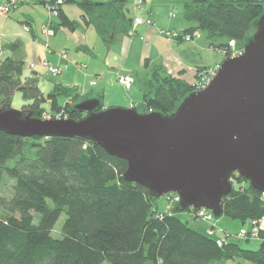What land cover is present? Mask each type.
<instances>
[{
  "label": "trees",
  "instance_id": "1",
  "mask_svg": "<svg viewBox=\"0 0 264 264\" xmlns=\"http://www.w3.org/2000/svg\"><path fill=\"white\" fill-rule=\"evenodd\" d=\"M127 4L128 0L78 3L87 23L107 44L114 43L117 34L131 31ZM184 10V18L194 26L183 34L206 32L212 46L235 41L245 49L256 21L264 15V0H192ZM59 17L61 25L75 26L61 8ZM206 69L198 70L193 84L162 67L153 69L136 108L173 114L187 96L200 92V75ZM16 91L29 102L23 110L32 117L61 115L81 121L88 116L74 109L88 98L62 86L45 95L40 75L36 71L24 75V62L7 57L0 64V109L12 107ZM45 103H50L49 113L42 108ZM127 168L126 161L92 141L23 138L0 131V193L8 181L12 183L11 197H0L6 214L0 216V264H264L263 230L258 236L262 248L253 251L193 229L180 214L187 211L197 218V209L184 210L173 202L168 211L159 212L154 208L158 199L148 189L125 180ZM231 179L233 189L222 199V216L243 224L260 222L264 194L238 173ZM175 195L163 198L169 202ZM63 216L61 236L54 237Z\"/></svg>",
  "mask_w": 264,
  "mask_h": 264
},
{
  "label": "water",
  "instance_id": "2",
  "mask_svg": "<svg viewBox=\"0 0 264 264\" xmlns=\"http://www.w3.org/2000/svg\"><path fill=\"white\" fill-rule=\"evenodd\" d=\"M100 107L98 98L76 104L88 116L74 121L35 118L8 106L0 109V131L92 141L127 162L126 181L157 199L177 194L184 210L221 217L234 173L264 194V15L244 55L226 58L210 85L187 96L173 114Z\"/></svg>",
  "mask_w": 264,
  "mask_h": 264
},
{
  "label": "crops",
  "instance_id": "3",
  "mask_svg": "<svg viewBox=\"0 0 264 264\" xmlns=\"http://www.w3.org/2000/svg\"><path fill=\"white\" fill-rule=\"evenodd\" d=\"M4 1L6 0H0V2ZM92 1L99 3L110 0ZM186 3L189 2L181 3L183 24L164 26L169 28V31L184 32L194 26L193 23L184 18V5ZM75 4H65L61 7L63 13L75 22L73 28L67 27L72 29L71 34L66 32L67 38L68 40L71 39L79 51L83 52L82 55L77 53L73 58L70 49L68 47L61 48L63 43L56 37L60 28H66V26L61 25L59 15L57 17L51 16L49 20L42 19L39 21L35 14L27 11V8L35 11L34 8L42 7V5L23 4L14 9L9 18H3L9 23H15L13 20L15 16L17 14L21 15V19L18 21L28 29L27 32L32 36V59L27 72L24 67V75H28L30 71H36L40 75V87L45 95L52 92L57 86H62L75 90L77 94L84 98L99 99L102 97L104 109L114 107L135 108L143 101L142 87L153 69L162 67L169 74L193 84L200 68L212 67L220 63L216 57L217 61L214 63L209 61L212 54L207 55V52H216L211 47L212 41L209 36L205 42H202V47L193 45L188 48L181 46L180 43L194 44L195 42L188 43L182 40L170 42L160 36L157 32V24L160 21L155 12V5H158L156 0H128L125 17L131 23V31L117 34L116 40L112 44H107L101 39L96 27L87 23L82 8L78 4L79 10L71 6ZM173 7V4L169 6L170 9H173ZM129 12H132L135 18L142 17L150 20L152 25H137L132 20L133 18L129 17ZM75 14L80 16L84 23L86 28L83 30L79 29L80 25L74 17ZM47 25H50L54 30V36L48 37L43 32V28ZM78 30L80 31L77 32ZM201 33L203 36V32ZM43 34L48 38L46 43L48 49L45 47L46 59L62 69L61 74L56 76L57 80L45 79L41 74L43 69L48 71L43 66L46 59L41 60L42 56L39 53L40 44L44 42L40 38ZM88 36H90V41H88ZM16 44L15 47L9 46V49L14 50V55L9 57L22 60L24 66H26L21 57L24 54L23 57L29 60V46L22 39H18ZM19 49L20 55L17 53ZM32 64H34V68H31ZM119 75L132 76L134 83L131 89L127 90L119 85L117 80ZM93 82H96V85H92ZM259 228L264 231V227L260 224Z\"/></svg>",
  "mask_w": 264,
  "mask_h": 264
},
{
  "label": "rangeland",
  "instance_id": "4",
  "mask_svg": "<svg viewBox=\"0 0 264 264\" xmlns=\"http://www.w3.org/2000/svg\"><path fill=\"white\" fill-rule=\"evenodd\" d=\"M156 1L158 5H155V12L160 21L159 24H157V29H158L157 32L160 36H162L163 38L171 42L172 40H170L167 36L163 35L162 31L163 30L169 31V28H165V27H169L171 25L179 26L183 24L182 23L183 10L181 7V3L192 2V0H156ZM172 4L174 7L173 9H170L169 6ZM71 6L79 10V6L77 4L71 5ZM34 9L36 10L32 11L30 8H27V11L32 12V14H35L36 15L35 17L39 21L42 19L49 20V17H51V13L44 6L42 7L40 6L39 8H34ZM74 17L76 18V21L80 25L79 27L80 30H83L84 28H86L84 23L80 19V16L75 14ZM129 17H131V19L133 18L132 20L135 22V19H134L135 17H133L132 12H129ZM3 18H9V16L8 17L0 16V64L6 57L14 55L13 54L14 50L9 49V46L13 43H16L18 39H22V41H24V43H26L27 46H29L28 50L30 52L29 60H27L26 57H23L24 54H22V57H21L25 61L26 66L24 67H25V71L27 72L29 70L28 68L29 63L32 59L31 57L32 36L30 33L27 32L28 29L22 23L18 21L21 19L20 14H17L15 16L16 19L15 18L13 19L15 23L14 22L9 23L8 21H6V19H3ZM142 25L149 26L148 24H142ZM66 28L64 27L60 28L56 36L59 40H61V43H63L61 44V48L68 47L70 49V52L72 53V58L76 56L77 53L82 55L83 52L79 51L75 43L71 39H69L70 40L69 41L67 38L66 32L71 34L72 29L70 28L66 29ZM80 30H78L77 32H79ZM172 31H176V30H172ZM203 34L204 35L201 38L197 39L194 44H186V43L181 42L180 45L186 48L191 47L193 45H199V47H202V42H205L208 38V33L203 32ZM40 38L44 42L40 44L39 53L42 56L41 60H44L47 58L45 47L48 49V46L46 44L48 42V38L44 34ZM88 41H90V36H88ZM219 42L217 41L216 43L219 44ZM234 42L235 41H230L225 47H215L211 45L212 49L216 52H212V53L207 52V55L212 54V57L209 58L210 59L209 61L210 63H214L215 61L218 60L220 63H217L212 67H206V68L209 70L211 68H214L218 64H222L224 60L227 58V55L225 54L226 52H230L232 50L233 51L240 50L241 48L238 46L236 42L235 43ZM231 44H233V46H231ZM19 52H20V49L17 52L18 55H20ZM215 57L217 58V60ZM207 69L205 71H207ZM41 74H42V77L45 79L48 78V79L57 80V77L48 73L46 69H43L41 71ZM28 103L29 102L23 98L20 91H16L13 94V102H12L13 109L23 111V107L27 105ZM42 108H44L48 113L51 109L50 104L48 103L43 104ZM11 185L12 183L10 181L6 183V185L2 189V192L0 193V197H6V198L11 197L12 195L11 189H10ZM234 187L238 188V184H235ZM177 196L175 195L172 199H170L169 202H167V200H165L163 197L159 198L154 204V208L157 209L159 212L168 211L172 203L177 202L176 201ZM0 216L2 217L6 216V214L2 212L1 209H0ZM180 217L182 218L183 221L188 223L189 227L199 230L204 233H208L210 235H214L215 238L227 239L229 242H238L241 245V247L244 249L259 251L262 248L263 240L259 238L258 236L252 237V238L250 237L245 238V237H247V235L250 236V233L253 232L255 228H258L260 232L261 229L259 228V224L262 227H264V218L260 220V222L258 223L247 222L246 224H243V222L240 220H235V219H232L226 216H221V217L215 216L213 222H209L204 219L195 218L191 212H187V211L182 212L180 214ZM65 222H66V218L65 216H63L53 232L54 237L61 236ZM211 229H214V232ZM246 233L247 235H243V236L241 235V234H246Z\"/></svg>",
  "mask_w": 264,
  "mask_h": 264
},
{
  "label": "built area",
  "instance_id": "5",
  "mask_svg": "<svg viewBox=\"0 0 264 264\" xmlns=\"http://www.w3.org/2000/svg\"><path fill=\"white\" fill-rule=\"evenodd\" d=\"M86 0H6L4 2H0V16L2 17H8L12 13V11L16 8H18L20 5L23 4H34V5H42L46 7L49 12L51 13V16L57 17L59 15V9L65 5V4H71V3H81L85 2ZM135 23L137 25H142V24H148L152 25L151 21L142 17H136L135 18ZM43 32L48 36H54L55 32L54 30L50 27V25H47L43 28ZM162 34L167 36L170 40L172 41H177V40H182L184 42H195L197 39L202 37L201 31H195L193 33H188V34H183L182 32H176V31H162ZM235 43V42H234ZM233 46V44H231ZM245 53V49H240V50H235V51H230L226 52L225 54L227 55V58H238L243 56ZM43 66L46 67L49 71L50 74L54 76H58L61 74L62 69L56 65H53L50 61L46 60L43 62ZM31 68H34V64L31 65ZM221 68V64L216 65L214 68L207 69V71H204L200 75V80H199V91L205 90L214 77L217 75ZM118 83L126 88L127 90L131 89L134 79L130 75H119L118 76ZM92 85H96V82H93ZM44 118L46 119H51V118H58V119H63L66 117H63L61 115L57 116H45ZM177 195V194H176ZM177 202L180 203L181 199L179 196H177L176 199ZM197 218L204 219L209 222H213L215 215L207 209H200L198 210V213L196 215ZM214 232V229H211ZM212 232V233H213ZM260 232L258 228H255L253 232L250 233V236L246 234H241L247 235L245 238H252V237H257L259 236ZM218 245L222 246L223 241L218 240Z\"/></svg>",
  "mask_w": 264,
  "mask_h": 264
}]
</instances>
